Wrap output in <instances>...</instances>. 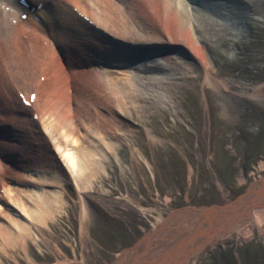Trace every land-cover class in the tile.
Instances as JSON below:
<instances>
[{
  "label": "rangeland",
  "instance_id": "1",
  "mask_svg": "<svg viewBox=\"0 0 264 264\" xmlns=\"http://www.w3.org/2000/svg\"><path fill=\"white\" fill-rule=\"evenodd\" d=\"M133 3L127 8L132 17L128 23L138 28L136 25L147 22V8L140 1ZM10 7L2 5L6 11ZM249 17L244 36L231 37L229 45L214 54L211 70L228 82L225 88L204 84V68L195 58L186 62L187 67L178 65L170 70L184 72L183 79L162 84L158 99L140 100L137 107H130L127 92L125 96L114 95L92 76L77 82L78 93L71 96L74 104L67 113L72 116L78 138L89 127L83 125L84 116L89 117L92 127L101 122L108 128L111 135L107 143L100 141L98 146L104 155L103 169L98 173L93 170L79 190L69 172L63 167L61 170L60 157L54 153L51 163L57 186L53 188L63 193L64 206L48 225L33 226L26 240L3 243L0 264H154L167 246L197 225L198 217H182L180 211L192 209L198 214L200 210L226 207L262 179L264 0L254 4ZM115 21L122 23L121 19ZM143 29L146 41H162L154 26ZM5 47L9 54L10 45ZM108 75L120 78L124 74ZM45 77L42 75L41 80ZM28 79L33 81L26 74L21 78L9 76L6 83L13 86L14 82L21 91L23 86L31 87ZM104 79L106 82L108 78ZM91 80L95 95L85 93L97 104L90 105L87 113L80 101L86 94L79 90ZM63 82H49L44 101L47 98L48 103L51 96L57 103L69 98ZM97 90L103 92L99 95ZM49 91L54 92L50 97ZM4 95V99H11ZM123 127L125 134L121 135L118 130ZM38 138V143L43 140L44 146L49 145L46 138ZM108 142L115 147L109 149ZM42 146L41 142L34 149L37 157L43 153ZM1 167L3 193L1 185L10 174ZM195 243L186 259L176 264H264V219L260 224L253 219L229 234L214 236L202 249L198 241Z\"/></svg>",
  "mask_w": 264,
  "mask_h": 264
},
{
  "label": "bare ground",
  "instance_id": "2",
  "mask_svg": "<svg viewBox=\"0 0 264 264\" xmlns=\"http://www.w3.org/2000/svg\"><path fill=\"white\" fill-rule=\"evenodd\" d=\"M133 1L145 5L147 22L143 25L154 26L162 41L157 38L146 41L147 38L142 37L143 25L129 26L132 17L127 8L133 7ZM133 1H0V52L3 53L0 57V164L10 174L9 180L1 185L3 193L0 192L1 251L5 242L17 244L30 237L33 226L48 225L64 206L63 193L53 188L57 186L56 174H52L54 153L60 157L61 170L65 168L69 172L79 190L83 181L92 177L93 170L98 173L103 169L104 155L98 146L100 141L107 143L111 135L108 128L101 122L92 127L89 117L84 116L83 125L93 130L88 127L78 138L72 128V116L67 113L74 104L71 96L78 93L77 82L81 84V79L92 76L114 95L127 92L130 107H137L140 100L158 99L162 84L183 79L184 72L177 74L170 70L178 65L187 67L186 62L195 58L204 68V84L225 88L228 82L211 70L214 54L218 48L228 46L231 37L244 36L249 12L258 0ZM2 5L11 7L6 11ZM15 19L17 21L13 22ZM119 19L121 25L115 21ZM8 45L9 54L5 47ZM120 72L124 74L120 78L108 75ZM24 74L33 78V81L28 79L31 87L23 86L20 91L14 82L13 86L6 83L9 76L21 78ZM42 75L46 76L44 80H41ZM59 80L64 81L62 87L70 97L57 103L51 96L47 103L43 94L49 82ZM92 83L88 81L89 86L84 84L79 92L91 94L92 91L95 95ZM48 93L49 97L54 94ZM4 94L11 99H4ZM94 99L87 94L80 97L87 113H90V105L97 104ZM112 126L119 127L116 123ZM123 129L118 130L121 135L125 134ZM37 137L50 142L45 147L40 140L43 153L39 157L34 151L40 144ZM108 144L109 149L115 147L113 142ZM179 214L198 217L197 225L187 229L185 237L167 246L153 259L154 264L182 262L197 241L202 249L214 236L229 234L253 219L260 224L264 219V177L226 207L204 209L198 214L189 209Z\"/></svg>",
  "mask_w": 264,
  "mask_h": 264
}]
</instances>
